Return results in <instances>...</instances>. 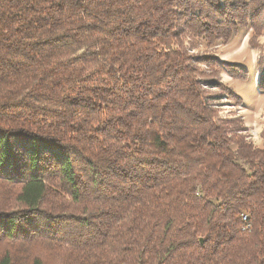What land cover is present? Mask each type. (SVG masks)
Returning <instances> with one entry per match:
<instances>
[{
    "label": "trees",
    "instance_id": "1",
    "mask_svg": "<svg viewBox=\"0 0 264 264\" xmlns=\"http://www.w3.org/2000/svg\"><path fill=\"white\" fill-rule=\"evenodd\" d=\"M249 20L264 0H0V264H264V129L193 53Z\"/></svg>",
    "mask_w": 264,
    "mask_h": 264
},
{
    "label": "rangeland",
    "instance_id": "2",
    "mask_svg": "<svg viewBox=\"0 0 264 264\" xmlns=\"http://www.w3.org/2000/svg\"><path fill=\"white\" fill-rule=\"evenodd\" d=\"M236 24V31L229 42L219 39L214 43L215 45L209 46L206 45L208 43L206 39H197L199 45L193 53L213 56L219 62L239 66L241 76L247 74V78L234 76L227 69L219 68L218 61L215 60L211 61L213 63L211 68L213 67L214 71L201 65L208 72L209 79L222 84L207 87L208 91L219 97L216 102L218 108L222 110L221 114L229 118H237L238 122L247 128L246 134L249 139L256 146L261 147L264 129V91L259 89L258 83L261 74L259 60L264 58V26L261 33L256 36L250 20L247 26ZM232 91L241 97V102L231 96Z\"/></svg>",
    "mask_w": 264,
    "mask_h": 264
},
{
    "label": "built area",
    "instance_id": "3",
    "mask_svg": "<svg viewBox=\"0 0 264 264\" xmlns=\"http://www.w3.org/2000/svg\"><path fill=\"white\" fill-rule=\"evenodd\" d=\"M196 51V49L194 50V52ZM205 66V65H203ZM204 87H209L208 85H205ZM210 88V87H209ZM243 220L245 221V225H244V229H250L251 228V224L248 222V216L243 214Z\"/></svg>",
    "mask_w": 264,
    "mask_h": 264
}]
</instances>
